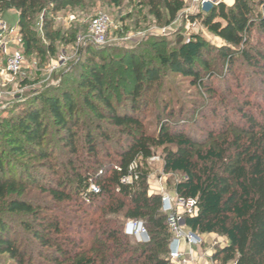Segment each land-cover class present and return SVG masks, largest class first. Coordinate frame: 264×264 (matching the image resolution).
Segmentation results:
<instances>
[{"label":"trees","instance_id":"16d2710c","mask_svg":"<svg viewBox=\"0 0 264 264\" xmlns=\"http://www.w3.org/2000/svg\"><path fill=\"white\" fill-rule=\"evenodd\" d=\"M65 1L0 0V19L9 10L19 12L23 54L38 43L34 30L28 25L34 16L45 10H59ZM148 4L157 20H166L168 24L175 21L185 5L183 0H148ZM50 5L54 8L50 9ZM47 18L43 29L47 38L54 41L51 22ZM192 19H198L223 41L217 49L220 69L213 68L210 60L215 49L199 35L181 41L168 51H156L158 43L145 42L139 51L132 53V79L125 71L118 77L108 72L107 62L92 65L89 74L79 82L80 88L86 90L82 106L76 101V93L69 88H59L60 94L45 91L22 105L18 116L10 120L11 127L0 124V134L7 137L8 145L7 148L0 147V204L9 190L23 189L27 184L41 185L32 166L19 160L26 156L52 160L53 154L43 145L49 128L46 114L64 129L65 134L61 137L64 144L76 152L77 129L83 119H89V124L100 130L101 140H98L88 124L83 137V150L99 164L98 170L91 172L87 168L82 174L73 170L74 187L69 188V182L60 177L49 187L40 186L56 201H80L84 205L88 203L86 207L94 210L93 213H87L89 209L85 211V220L92 229L88 240H80L75 245L79 251L73 253L62 249L63 256L50 258L48 264H165L168 261L172 232L167 215L162 211L161 195L149 191L150 172L144 165L154 155V148L162 146L167 150L165 170L185 175V179L175 186L177 195L198 199L197 214L186 216V225L201 235L217 233L228 240L213 258L221 259L222 264H264L263 121L243 112L247 127L242 129L243 134L227 143L228 148L201 150L197 148L196 139L178 128L180 123L174 120L175 114L169 103L164 102L157 110V134L146 132L143 122L136 117V113L147 105L141 97L148 98L155 85H159L164 64L173 74L188 78L200 89L219 97L225 92L213 87L214 80H226L238 70L248 68L254 76L264 80V0H235L230 6L221 2L208 13ZM140 52L142 55L138 59L136 55ZM118 61L124 65L123 58ZM129 85L133 88L122 91V86L128 89ZM120 95H125L131 102L126 109L128 112H120L121 103L112 100V96ZM261 114L264 118V109ZM105 119L126 133L117 137L110 135L101 123ZM208 136L213 135L209 133ZM101 144H114V151L110 148L107 151L108 163L100 161ZM135 164L136 168L131 169ZM18 165L21 167L15 175ZM54 168L49 165V169L58 173ZM125 177H131V182H122ZM90 180L95 182L99 192L90 189ZM8 207L12 213H34L36 219L46 222L50 231L58 233L62 230L58 219L40 217L33 205L25 200L16 198ZM120 215L127 221L143 220L151 240L141 243L127 235L125 229L119 227ZM9 228L8 224L0 222V254L8 255L16 264H27L26 251L12 238ZM27 229L32 230V227L27 226ZM41 240L48 243L44 237Z\"/></svg>","mask_w":264,"mask_h":264},{"label":"rangeland","instance_id":"374dc122","mask_svg":"<svg viewBox=\"0 0 264 264\" xmlns=\"http://www.w3.org/2000/svg\"><path fill=\"white\" fill-rule=\"evenodd\" d=\"M183 1L184 9L175 21L169 24L166 20L161 22L157 20L150 12L148 0H66L59 10L52 12L45 10L37 13L34 20L28 24L34 30L38 40L37 46L24 52L25 64L16 80L0 86V124L11 127L10 120L18 116L22 105L45 91L60 94L62 91L60 92L59 88H69L76 93V101L82 106L83 94L86 90L80 88L79 82L89 74L92 65L107 62L109 63L108 72L118 77L125 71L128 78L132 79V53L139 51L145 42L158 43L155 47L156 51L160 52L164 49L168 51L181 41L188 40L193 35H199L209 47L215 49L210 60L213 68L220 69L217 49L223 45V41L208 31L200 21L193 24L192 17L206 14L201 8L200 0ZM224 1L229 6L233 4V0ZM49 8L53 9L54 6L50 5ZM100 13L110 16L113 27L107 35L106 42L96 45L91 41L90 23L92 18ZM46 17L51 22L50 32L54 36V41L45 35L43 24ZM2 20L12 27V32L8 34L6 40L8 47L24 51L20 35L21 28L18 26V10L7 11ZM141 55L142 52L136 57L139 59ZM120 58L124 59V65L118 63ZM6 59V54L0 49L1 67L4 66ZM161 69L159 85H155L148 98L141 97V101L147 105L136 113V117L143 122L146 132L158 133L157 110L163 106L164 102L169 103L173 109L174 120L180 123L178 128L196 139L197 148L201 150L210 147L220 149L222 146L228 148L227 143L233 142L235 136L243 134L242 129L247 127L243 112L256 116L264 124L261 114V109H264V80L254 76L250 69L238 70L226 80H214L213 87L225 92L222 97L200 89L188 78L173 74L168 65H162ZM132 88V85H129L128 89L121 87L122 91ZM115 90L119 94V90ZM112 100L121 103L120 112L123 113L131 104L125 95L112 96ZM217 113H223V115L219 116ZM227 119L230 121L225 124ZM45 121L49 128L43 145L53 154L52 160L29 158V156L21 157L19 160L32 166L33 171L41 179L40 186L49 187L60 177L69 182V188L74 187L76 180L73 170L82 174L87 168H90L91 172L99 169V164L83 150V137L91 122L89 119H83L77 129L78 152L74 151L70 145L64 144L61 137L65 131L49 114H46ZM101 123L114 137L126 133H122L121 128L113 127L107 119L102 120ZM89 127L95 138L101 140L100 130L90 124ZM209 133L213 136H208ZM0 147H8L7 137L2 134H0ZM169 147L175 149L174 146ZM108 148L113 152L114 144L112 146L101 144L99 147L100 161L103 164L110 161L107 154ZM166 152L163 146L155 147L154 155L144 164L150 172L149 191L151 194L161 195L163 189L165 193L175 197V186L185 179V175L181 172L165 170ZM49 165H53L58 173L49 169ZM19 167L21 166H16L15 175L19 172ZM90 183L95 182L90 180ZM40 186L27 184L23 189L9 190L0 204V222L8 224L12 238L17 240L26 251L27 264H48L50 258L63 256L62 249L71 250L73 253L79 251L75 245H78L80 240H88L92 229L85 220L87 213L94 212L86 207L88 203L85 205L80 201L61 203L43 191ZM16 198L31 203L35 212L40 213V217L58 219L62 230L58 233L50 231L46 222L36 219L34 213H12L8 204ZM87 209L89 210L86 213ZM118 219L119 227L124 231L127 218L120 215ZM27 226H31L32 230L27 229ZM43 237L48 240L47 244L41 240ZM203 239L205 240L203 250L209 252L208 264H222L221 259L215 260L210 256L211 253L220 252L227 238L211 233L203 235ZM16 263L8 255L0 254V264Z\"/></svg>","mask_w":264,"mask_h":264},{"label":"built area","instance_id":"2783aa9c","mask_svg":"<svg viewBox=\"0 0 264 264\" xmlns=\"http://www.w3.org/2000/svg\"><path fill=\"white\" fill-rule=\"evenodd\" d=\"M201 8L208 13L212 8L224 0H200ZM198 19L193 21L197 24ZM113 27L110 16L100 13L94 16L90 23V36L92 43L102 45L107 40V35ZM12 32L6 22L0 19V49L6 54L7 59L4 66H0V86L16 80L25 64V57L19 48H9L7 36ZM1 94V92H0ZM136 164L131 169H135ZM131 177L122 179L124 183H130ZM90 189L99 192L98 186L93 183ZM162 211L167 215V221L172 232V239L169 246L168 261L165 264H208L209 252H205L203 247L205 240L203 235L190 229L185 223V217L194 216L198 211V199L181 198L179 195L172 197L162 189ZM125 233L136 241L147 243L151 240L148 229L143 220H128L125 226ZM228 244V240H226ZM225 244V245H226ZM211 253L210 257H213ZM234 264V263H232Z\"/></svg>","mask_w":264,"mask_h":264},{"label":"crops","instance_id":"0c3cea01","mask_svg":"<svg viewBox=\"0 0 264 264\" xmlns=\"http://www.w3.org/2000/svg\"><path fill=\"white\" fill-rule=\"evenodd\" d=\"M235 0H233V3H234Z\"/></svg>","mask_w":264,"mask_h":264}]
</instances>
